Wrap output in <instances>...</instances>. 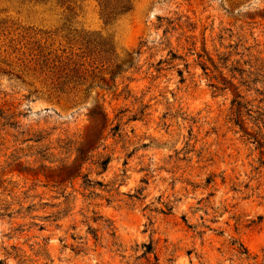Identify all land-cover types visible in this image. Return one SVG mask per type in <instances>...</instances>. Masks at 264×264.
Instances as JSON below:
<instances>
[{
  "label": "rangeland",
  "instance_id": "1",
  "mask_svg": "<svg viewBox=\"0 0 264 264\" xmlns=\"http://www.w3.org/2000/svg\"><path fill=\"white\" fill-rule=\"evenodd\" d=\"M130 4L106 23L98 0H0V264H264V149L196 64L211 57L235 84L229 68L264 64V0ZM102 39L134 61L114 81ZM255 88L239 86L253 110ZM98 98L119 131L85 176L55 182Z\"/></svg>",
  "mask_w": 264,
  "mask_h": 264
},
{
  "label": "trees",
  "instance_id": "2",
  "mask_svg": "<svg viewBox=\"0 0 264 264\" xmlns=\"http://www.w3.org/2000/svg\"><path fill=\"white\" fill-rule=\"evenodd\" d=\"M98 3L100 7V15L106 23L113 21L118 15L125 13L131 9L130 0H98ZM95 41L96 39L90 37L86 41L88 42L86 48L88 49L89 54L99 52L96 44L91 46L92 42L94 43ZM99 42H102L103 44L101 45L102 49H99L100 51L102 50V52L106 55H110L111 58L115 57L114 67L110 70L109 78L110 80L114 81L116 76H118V74H120L124 70V68L132 67L134 61L133 59H131V57L118 61L116 59L118 58V56L115 54V49L112 41L102 39ZM202 50L205 52V48H203ZM132 53L134 55H138L140 51L135 50L132 51ZM197 56L199 59L196 64L200 66L205 75L210 76L209 71L213 70L218 72V75H214L211 77L219 80L217 83H210V86L214 88V91H225L226 89H228L232 93L230 111L231 116L229 117V120L234 126L237 127L238 131L241 133V136L244 137L248 142L254 143L260 150L264 149V108L257 106V108L253 110L252 105L249 103V100L244 98L243 93L239 89V86L241 85H245L246 87H248L250 83L256 84L257 82H260L264 87V64H261L259 67H257L255 64L247 61L250 67V69L248 70L243 68H236L233 66L229 68L228 70L232 74L231 77L238 78L239 84H235L231 79H227L226 75L223 74L220 66L211 57L206 56L205 59L203 54L201 53H197ZM225 62H221V66L223 68H226ZM210 66H212L213 70H211ZM80 73L81 71L79 65L75 61H73V63H69L67 71H65V75L69 77L70 80L79 78ZM100 79L105 83L98 84L101 89L111 88L110 85L105 82L104 77H100ZM92 85L93 82L88 84V87L86 88L87 92ZM254 90L255 92L264 94L263 91L260 92L259 89L255 88ZM99 100L100 98H98L95 104L89 108L88 115L91 121L90 132L87 133L79 142V144L74 147L73 157H68L71 158V160L69 162L61 163V165L56 168H52L53 171H57L58 173V179H56L55 182L61 183L67 180L73 181L79 176H85L82 171L83 165L90 159L92 155L91 153L99 147L101 140L103 139V131L108 128V133L111 134V136H115V134H117V132L119 131L120 125L117 122L109 121V117L103 109V106ZM263 100L264 98L260 99L259 103H261ZM247 119L250 120L253 126L248 125V122L246 121ZM109 161L110 157H106L101 161H97L95 163H97L101 170L104 171L107 169ZM86 179L87 185L93 186L90 185L91 180L87 177ZM91 234H93L94 239H97L96 233L91 232ZM110 234L113 236L114 231H112Z\"/></svg>",
  "mask_w": 264,
  "mask_h": 264
}]
</instances>
